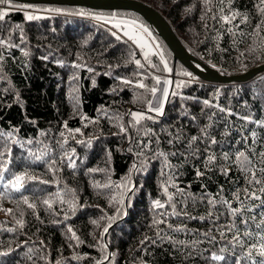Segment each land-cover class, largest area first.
<instances>
[{
  "label": "trees",
  "instance_id": "16d2710c",
  "mask_svg": "<svg viewBox=\"0 0 264 264\" xmlns=\"http://www.w3.org/2000/svg\"><path fill=\"white\" fill-rule=\"evenodd\" d=\"M137 1L158 12L192 56L205 65L213 66L224 76L241 74L264 64V41L256 35H237L233 38L220 28L217 21L209 18L211 13L201 20V16L205 15L202 0ZM12 3L26 5L15 1ZM255 4L256 0H238V4L233 5L240 11L247 12L250 17V23L241 24L237 32L242 30L250 33L259 23L262 17ZM27 5L37 8H61L68 12L84 10L103 16L116 15L142 25L150 31L158 48V52H153L149 59L161 70L151 68L134 44L122 37L117 40L112 36L108 29H113L108 24L97 22L90 17L46 13L42 15H50L51 18L29 22L25 20L22 11L8 4L0 5V10L9 12L5 20L0 21V37L19 45L18 48L4 49L5 59L0 61V132L13 133L8 145L11 148L8 168L11 173L26 171L39 178L29 181L23 191V195L36 204L35 213L22 203L17 207L16 198L19 193H14L13 199L0 201L3 209L14 210L17 219L22 211L25 221L24 228L19 231L0 233V251L15 249L9 256L0 257V264H46L44 259L36 256L27 259L25 255L30 248L39 252L40 241L44 242L47 251L39 254L46 256L47 264H56L57 261H61V264H95V260L103 258L104 253L100 250L102 244L107 245L108 253L115 254L114 257L110 256V261H104V264H203L199 260L187 262L169 245H164L163 248L151 246L147 252L140 250V241L145 236L153 235V231L148 227L154 215L151 210L152 201L166 200V197L161 195L160 184L163 177L160 175V161H151L147 172L132 174V183L136 187L133 192L124 194L122 205L111 200L112 197L121 199L122 189L94 187L97 183H122L129 175L135 157L133 153L125 151L129 147V141L118 135L117 117H123L119 123L127 125L131 119L127 115L129 111H146L147 102L152 98L148 91L136 87V83L142 81L150 88L155 85L153 76H164L160 55L172 69L167 79L174 82L188 81L190 77L184 76L183 73L190 72L181 63L173 60L172 52L154 28L134 12L92 10L78 6ZM233 23H239V18ZM16 25H20V29H17ZM229 26L226 24L225 28ZM53 28L55 32L52 31ZM22 50L29 52V55L25 57ZM242 53L245 55L242 56ZM45 56L48 57L47 60L42 59ZM135 59H139L145 68H137ZM74 63L84 66L75 68ZM88 68L92 71L89 72ZM74 76L78 79H73ZM122 79L131 80L133 83L125 85L121 83ZM191 79L189 86L179 91L182 96L194 99L174 98V103L166 105V115L160 118L159 123L145 122L160 135L161 150H176L170 149L164 142L168 137L160 133L161 127L173 132L182 128L186 137L197 134L198 129L193 127L190 117H197L200 125L206 123V118L201 116L202 101L205 99L221 107H230L238 115L251 111L254 118H264V112L261 111L264 109V72L238 83L203 82L194 75ZM245 101L248 102L247 109L244 107ZM101 109L103 111H100ZM183 110L188 111L189 117L180 115ZM84 116L89 119L82 120L81 117ZM229 119L237 124L241 122L236 115ZM65 122L69 129L81 130L76 133L75 139L68 137L64 128ZM253 127L249 125L250 130ZM222 129L223 123L214 133L217 139H220ZM61 132H65V137H68L67 143L64 142L65 137L60 136ZM247 134L246 132L245 135ZM89 139L92 141L90 146L76 142ZM230 139L234 143L239 136L233 133ZM132 146L135 148L134 144ZM151 147L155 148L156 145ZM178 147L183 149V145ZM236 147L243 150L244 145ZM256 147L259 149L260 144ZM73 148L74 168L68 166L65 155H71ZM4 150L0 148V151ZM216 150L219 152L220 149ZM225 150L231 149L229 147ZM33 154H44L43 161L47 163L33 162ZM53 159L56 160V170L49 171V164ZM171 162L179 163L175 158H171ZM194 163L199 164V161ZM89 169L98 171L88 172ZM180 171L183 174L177 178L179 187L197 196L205 190L215 194L220 184H224L226 188L230 187L222 176L216 174H210V180H198L191 164H185ZM237 175L235 170L230 172L233 179ZM5 178H10L9 173H5ZM40 180H46L48 183H40ZM201 183L206 185V189L201 187ZM2 190L0 187V191ZM173 191L174 189L169 188L170 193ZM45 199L52 203L50 209L42 203ZM117 207L122 208L124 214L112 223L104 239L101 232L108 223L107 217L116 215ZM179 208L180 205L177 204V210ZM186 208L193 216L207 214L205 204L199 202L193 206L189 201ZM65 214L69 217L67 220L64 219ZM92 220L99 221V227L93 225ZM181 220L189 229L201 232L211 226L208 221L187 220L184 217H181ZM169 222L174 225L179 223L175 218ZM224 222L226 221L222 219L221 223ZM0 226L17 227L12 216L6 215L3 210H0ZM69 226L83 241L79 247L75 241L68 239L71 236V233H67ZM175 238L190 239L182 233H177ZM20 245L23 247H18ZM201 247L207 245L203 244ZM77 255L83 258L73 259Z\"/></svg>",
  "mask_w": 264,
  "mask_h": 264
},
{
  "label": "snow or ice",
  "instance_id": "6c2138e0",
  "mask_svg": "<svg viewBox=\"0 0 264 264\" xmlns=\"http://www.w3.org/2000/svg\"><path fill=\"white\" fill-rule=\"evenodd\" d=\"M202 3L204 4L205 15L201 16V20H204L211 13L209 18L217 21L220 24V28L233 38L237 35L240 37L256 35L260 37L261 41H264V0H256L255 7L262 18L250 33H245L242 30L236 31L240 29L241 24L250 23V17L247 12H242L238 7H233L234 4H238V0H202ZM4 4L22 11L25 20L29 22L51 18L50 15H42V13H46L90 17L97 22H103L104 24L111 23L112 27L118 31H123L124 36L141 49L147 47L143 37L138 34L141 29L144 33H147L148 30L146 28H143L142 25L139 28L129 26L127 21L118 19L115 16L106 18L103 15L84 10L68 12L61 8H37L27 4L21 6L14 5L12 0H0V5ZM8 15V11L0 10V21H4ZM238 18L239 23H233ZM226 24L230 26L225 28ZM20 27V25H16L17 29H20ZM52 31L55 32V28ZM108 31L117 40L121 39L116 31H112L111 29H108ZM21 40L23 42V37H21ZM234 42L242 41L234 40ZM13 47L18 48L19 45L13 44L10 39L6 41L0 37V61L5 59L3 55L4 49H11ZM152 54L144 52V59L151 68L161 70L149 59V56ZM23 55L27 57L29 52L23 51ZM241 55L245 54L242 53ZM42 59L47 60L48 57L45 56ZM159 59L163 64L162 71L171 73L172 69L168 67L164 57L160 55ZM134 63L139 69L145 68V65L139 59H135ZM83 66L82 64H73L75 68ZM88 71L91 72L92 69L88 68ZM183 75L192 77L191 73H183ZM152 78L155 80V85L150 88L142 81H138L135 85L151 94L152 98L147 102L146 111H129L127 115L131 119L127 125L119 123L123 117H117L118 135L121 138H127L129 141V147L125 151L133 153L135 157L128 177L119 184L106 183L101 185L97 183L94 187L122 189L121 199H117L116 197L111 198L115 203L122 205L124 194L133 192L136 187L132 183V174L147 172V166L151 161H160L162 165L160 175L163 177L160 184L161 195L166 197V200L154 199L152 201L151 210L154 215L148 227L153 231V235L145 236L140 241L141 251L147 252L148 247L151 246L163 248L164 245H169L174 252L180 253L187 262L199 260L203 264H264V135H262V131H264V118H254L251 111L238 115L230 107H221L205 99L202 101L201 116L206 118V123L200 125L197 117H190L193 127L198 129L197 134L186 137L182 128L176 129L173 132L169 131L168 128L161 127L160 133L166 134L168 137L164 142L170 146V149H176L174 151L161 150L160 135L153 128L148 127L145 122L159 123L160 118L166 115V105L174 103V98L181 100L194 99L182 96L179 91L184 87H188L192 79L174 82L170 79L161 80L159 76H153ZM73 79H78V77L74 76ZM121 83L130 85L133 82L128 79H122ZM93 84H95V81H93ZM257 100H259V97H257ZM244 107L248 108L247 101H245ZM205 109H213V111H205ZM100 111H103V109ZM261 111L264 112V109ZM149 113L154 115H149ZM104 114L106 115V113ZM180 115L189 117L187 110L181 111ZM234 115L241 121L240 123L237 124L229 119V117ZM109 118L111 119V117ZM81 119L88 120L89 118L84 116ZM221 123H223V129L220 131V139H217L214 133L218 130ZM249 125H253L254 127L250 130ZM85 127H87V124H85ZM64 128L68 133V137L72 139H75L76 133L81 132L79 128L74 130L69 129L67 122H65ZM257 129L261 131H257ZM246 132L248 133L247 135H245ZM233 133L239 136V139H235L234 143L230 139ZM12 135V132H0V148L5 149L4 151H0V187L3 189L0 191V201L13 199V194L19 193V197L16 198L17 207L22 203L35 213L36 204L30 201L28 196L23 195V191L29 181L38 180L39 178L28 174L26 171L11 173L8 168V157L11 155V148L8 145ZM60 136L65 137V132H61ZM68 137H65V143H67ZM141 137L146 139H142ZM249 140L251 141L250 143ZM76 142L88 146L92 143L91 139L87 141L77 140ZM14 143H19V141H14ZM133 144L135 148H133ZM153 144L156 145L155 148L151 147ZM240 144L244 145L243 150L236 147V145ZM257 144H260L259 149L256 147ZM179 145H183L182 150L178 147ZM229 147L231 150L226 151L225 149ZM61 148H63V145H61ZM217 148L220 149L219 152H217ZM74 154V148L71 151V155L65 154L69 162L68 166L73 168L75 167V161L72 159V155ZM43 155L33 154V162L43 161ZM108 155L110 156L111 153L109 152ZM171 158H175L179 163L173 164ZM63 159L62 157L61 162H63ZM194 161H199V164L194 163ZM43 162L47 163V161ZM185 164L192 165L198 180H210V174H216L222 176L225 183L229 184L230 187L226 188L224 184H220L215 194L208 193L205 190L199 196L186 191L184 188H180L177 184V178L183 174L180 169ZM55 165L56 160L53 159L49 164L48 170H56ZM232 170L238 173L234 179L230 176ZM95 171H98V169L88 170V172ZM5 173H9L10 178L6 179ZM39 182L48 183L46 180H40ZM188 187L190 188L191 185H188ZM201 187L206 189L204 183H201ZM169 188L174 189V191L170 193ZM177 197L179 199H176ZM189 201H191L193 206L198 202L205 204L207 214L201 216L191 215L186 208V204ZM61 202L63 203L64 201L62 200ZM42 203L47 205L49 209L52 207L49 199L43 200ZM177 204L180 205L179 210H177ZM234 204L236 206H233ZM168 209H171V211H168ZM0 210L5 211L6 215L12 216L14 224L17 226L13 228L0 226V233L15 232L24 228L25 221L22 211L19 213L20 218L17 219L13 209H3L0 206ZM123 214L122 208L117 207L116 215L107 217L108 223L103 227V231L101 232L102 238L105 234L109 233L112 223ZM181 217L187 220L208 221L211 226L203 232L192 230L181 220ZM68 218L67 214H65L64 219L67 220ZM172 218H175L179 223L176 225L170 223L169 220ZM37 219H39V216H37ZM101 219H104V217H101ZM222 219L226 222L221 223ZM91 223L99 227V221L92 220ZM161 225H164V227H161ZM67 233H71L68 239L75 241L77 247L83 243L71 226L67 227ZM177 233H182L190 237V239H177L175 238ZM203 244H206L207 247H201ZM39 245V252L47 251L43 241H40ZM18 247H23V245ZM100 250L104 253L103 258L95 260V264H104V261H110V256L114 257L115 255L114 253L107 252L106 244L100 245ZM13 251L15 249L12 248H9L7 251H0V257H7ZM39 252L30 248L25 255L27 259H33L34 256L44 259L47 264L46 256H41ZM82 258L79 255L73 257V259ZM56 264H61V261H57Z\"/></svg>",
  "mask_w": 264,
  "mask_h": 264
},
{
  "label": "water",
  "instance_id": "95a60500",
  "mask_svg": "<svg viewBox=\"0 0 264 264\" xmlns=\"http://www.w3.org/2000/svg\"><path fill=\"white\" fill-rule=\"evenodd\" d=\"M22 4L78 6L92 10L134 12L151 25L173 54V60L181 63L192 75L203 82L238 83L250 80L264 72V64L232 76L220 74L213 66L205 65L192 56L172 31L169 23L153 8L137 0H12ZM106 235H104V239Z\"/></svg>",
  "mask_w": 264,
  "mask_h": 264
},
{
  "label": "rangeland",
  "instance_id": "374dc122",
  "mask_svg": "<svg viewBox=\"0 0 264 264\" xmlns=\"http://www.w3.org/2000/svg\"><path fill=\"white\" fill-rule=\"evenodd\" d=\"M112 16H115V17H117L118 19H121V20H125V19H122V18H120V17H118V16H116V15H106V16H104V17L109 18V17H112ZM125 21L128 22L129 26H135L136 28H139V26H140V25H138V24H136V23H133L132 21H129V20H125ZM135 24H136L137 26H136ZM108 25L113 29V31H116L117 34H118L120 37H122V38L128 40V38H127L126 36H124L123 31H118L116 28L112 27V24H111V23H108ZM143 28H145V27H143ZM125 30H127V29H125ZM138 34H139L140 36L143 37V40H144V42L146 43L147 47L141 49L138 45H136V44L133 43L132 41H130V40H128V41L131 42L132 44H134V45L140 50V52L142 53L143 56H144V52H150V53L158 52L157 44H154L155 41L152 39L149 30H148L147 33H144L143 30L141 29V30L139 31ZM167 64H168V63H167ZM163 75H164V76L161 77V80H163V79H167V76L169 75V73L165 71V73H164ZM189 79H191V78H189Z\"/></svg>",
  "mask_w": 264,
  "mask_h": 264
},
{
  "label": "crops",
  "instance_id": "0c3cea01",
  "mask_svg": "<svg viewBox=\"0 0 264 264\" xmlns=\"http://www.w3.org/2000/svg\"><path fill=\"white\" fill-rule=\"evenodd\" d=\"M136 25V24H135ZM137 26V25H136ZM141 26V25H140Z\"/></svg>",
  "mask_w": 264,
  "mask_h": 264
},
{
  "label": "built area",
  "instance_id": "2783aa9c",
  "mask_svg": "<svg viewBox=\"0 0 264 264\" xmlns=\"http://www.w3.org/2000/svg\"><path fill=\"white\" fill-rule=\"evenodd\" d=\"M214 65V64H213Z\"/></svg>",
  "mask_w": 264,
  "mask_h": 264
}]
</instances>
